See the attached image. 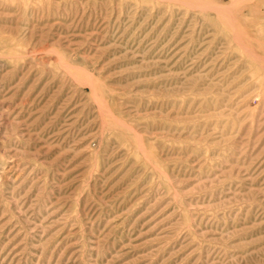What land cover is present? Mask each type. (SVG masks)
I'll return each instance as SVG.
<instances>
[{"label": "rangeland", "instance_id": "obj_1", "mask_svg": "<svg viewBox=\"0 0 264 264\" xmlns=\"http://www.w3.org/2000/svg\"><path fill=\"white\" fill-rule=\"evenodd\" d=\"M0 264H264V0H0Z\"/></svg>", "mask_w": 264, "mask_h": 264}]
</instances>
